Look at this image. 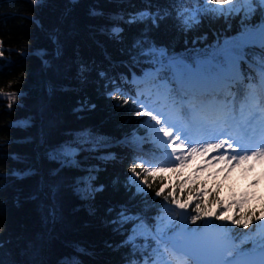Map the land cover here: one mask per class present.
<instances>
[{
  "label": "trees",
  "instance_id": "trees-1",
  "mask_svg": "<svg viewBox=\"0 0 264 264\" xmlns=\"http://www.w3.org/2000/svg\"><path fill=\"white\" fill-rule=\"evenodd\" d=\"M42 3L41 7L31 0H0V239L9 242L14 258L20 262L35 259L42 264H60L83 249L84 253L78 256L82 264H128L129 250L120 246L125 237L105 222V209L131 203L123 178L132 175L130 169L135 168L143 180L142 170L153 165L166 169L155 174V181L149 177L148 191L159 206L141 204L153 224L157 217H166L186 220L190 228L197 226L191 223V216L182 218L178 208L170 210L175 207L171 199L164 201L163 196H155L163 187L181 201L191 195L192 207L195 193L202 192L205 211L223 213L220 221L210 217L197 224L225 223L235 234L252 236L264 231V221L255 219L264 212V189L259 184L251 185L245 173L234 166L207 172L194 162H187L179 171H173L171 164L154 160L153 155L163 146L149 138L148 124L137 123L148 117L137 115L142 109L130 96L117 94L110 99L101 87L99 73L106 69L117 76L126 72L142 75L140 67L132 68L128 61L129 46L134 37L146 30L145 26L125 25L123 43L112 39L103 28L115 13L142 8L145 0ZM209 6H213L211 0ZM93 10L105 15L94 17ZM226 29L223 19L204 17L190 30L181 31L174 20L168 19L162 20L158 28H151V36L179 53L215 43L217 34ZM53 32L59 35V45L50 38ZM197 38L199 42L194 43ZM57 47L62 51L57 52ZM45 53L47 62L43 59ZM128 90L135 95L137 85L130 83ZM12 95L15 99L10 98ZM85 100L89 107L81 110L80 102ZM92 104L94 108L90 107ZM86 130L107 141L95 149L85 143L79 154L81 169L95 168L97 184L104 186L94 201L95 215L89 212L92 202L81 200L73 188L75 178L84 173L70 168L61 170L59 162L48 157L50 146L75 140ZM133 132L144 141L136 149L123 143ZM107 153L115 158L105 159ZM117 178L121 181L119 186L114 183ZM53 185L55 198L49 192ZM189 189L193 192L189 193ZM53 204L55 217L50 212ZM192 207L186 211L195 215ZM249 214L255 215L247 229L223 221V216L235 219L237 215ZM236 241L241 248H252L249 236L240 235ZM163 248L161 244V253ZM26 251L30 254L25 255ZM164 257L170 259L166 253ZM157 259L161 256L157 255Z\"/></svg>",
  "mask_w": 264,
  "mask_h": 264
},
{
  "label": "snow or ice",
  "instance_id": "snow-or-ice-1",
  "mask_svg": "<svg viewBox=\"0 0 264 264\" xmlns=\"http://www.w3.org/2000/svg\"><path fill=\"white\" fill-rule=\"evenodd\" d=\"M31 2L43 6L42 0ZM209 2L165 0L161 4L159 0L155 3L145 0L142 8L126 14L115 13L103 28L112 39L123 43L125 25L145 26L146 30L134 37L129 46L128 61L132 68L139 66L142 75L126 72L117 76L109 74L106 69L99 73V77L101 87L110 99L117 94L128 95L142 109L137 115L147 116L148 120L137 123L141 126L148 124L154 129L156 135L153 143L163 145L152 158L161 164H171L173 171H179L197 153H217L213 159L218 163L227 161L231 164V161H236V166L251 159H264V0H211V7ZM91 14L94 17L105 15L103 11L96 10ZM204 17L223 19L227 25L226 30L217 34L215 43L178 53L170 46H162L151 36V28H158L162 20H174L176 26L184 31L190 30ZM50 38L59 45L58 33H50ZM199 39L194 43H198ZM203 39L207 40L206 37ZM56 51L61 52L62 48L57 47ZM47 57L48 53H45V62ZM84 70L81 69L82 72ZM130 83L137 85L135 95L128 90ZM10 98L15 99V95ZM87 107L88 101L80 102L81 110ZM90 107L94 108L95 105ZM23 124L26 126L28 121H23ZM253 124L259 126L261 142L258 150H252L251 155L248 154L247 144L234 151L231 143L221 139L225 135L232 139L233 131L242 130L247 134L249 128L255 133ZM194 131L200 139H192ZM106 142L105 138L86 130L75 140L52 145L48 150L49 159L58 161L61 170L70 168L84 173L75 178L73 188L81 200L92 202L89 212L93 215L97 211L94 204L96 195L104 190V186L97 184L95 168L81 169L79 154L84 151L82 145L85 143L95 149L103 147ZM143 142L135 132L123 141L134 149ZM193 144L200 147H193ZM230 150L232 154L229 156ZM140 151L143 149L140 148ZM104 158L115 157L107 153ZM165 170L155 165L144 168V178L141 180V173L135 168L130 169L132 175L123 178V187L132 202L105 209V222L125 237L120 246L129 250L128 264H264V231L252 236L250 233L235 234L225 223L197 224L205 218L222 219L218 212L205 211L202 192L195 193L194 207L191 195L181 201L171 190L163 187L155 193L156 197L163 196L164 201L171 199L175 206L171 211L178 208L182 218L191 216V223L197 225L195 228H189L186 220L176 221L166 217H157L153 224L141 204L154 203L159 206L148 191L151 187L149 177L155 181V174ZM28 173L31 174V169H28ZM114 183L119 186L121 181L117 178ZM160 183L163 184L162 179ZM55 191L53 185L49 189L53 198ZM188 191L193 192L192 189ZM137 200L140 203H136ZM216 203L220 205L222 202L217 198ZM189 207H192L195 215L186 211ZM50 212L55 217V204ZM254 215H237L235 219L223 216V221L247 229ZM255 219L264 221V216H255ZM240 235L252 239L251 249L234 244ZM8 244V241L0 239V264H42L35 259L17 261ZM161 244L164 245L163 253ZM84 251L80 249L74 252L60 264H82L78 256ZM165 253L170 259L164 257ZM29 254L25 252V255ZM157 255L161 259H157Z\"/></svg>",
  "mask_w": 264,
  "mask_h": 264
},
{
  "label": "rangeland",
  "instance_id": "rangeland-1",
  "mask_svg": "<svg viewBox=\"0 0 264 264\" xmlns=\"http://www.w3.org/2000/svg\"><path fill=\"white\" fill-rule=\"evenodd\" d=\"M148 135L151 140H154L155 135H156L155 130L151 128L150 131L148 132ZM192 136H195V131L193 132ZM159 145L163 146L162 144H159ZM193 147H200V145L193 144ZM216 155L217 153H209L206 155H201L197 153L194 157L189 159L187 162L188 163L194 162L197 166H203V163H206V165L204 166L206 170L210 168L212 164L213 165L215 164V168H219V167H224V166L229 167L235 162V161H231V164H229L227 161L218 163L215 159H213V157ZM256 161H257L256 167L250 166L248 161H246L240 166H236V162L234 165L238 171L244 172L246 174V176L248 177L250 181V184L259 183L261 186H264V174L260 172V166L264 163V159H260V160L256 159ZM262 216H264V213ZM236 246H238V244Z\"/></svg>",
  "mask_w": 264,
  "mask_h": 264
},
{
  "label": "water",
  "instance_id": "water-1",
  "mask_svg": "<svg viewBox=\"0 0 264 264\" xmlns=\"http://www.w3.org/2000/svg\"><path fill=\"white\" fill-rule=\"evenodd\" d=\"M212 231H214V230H212ZM234 244H235V241H234Z\"/></svg>",
  "mask_w": 264,
  "mask_h": 264
}]
</instances>
